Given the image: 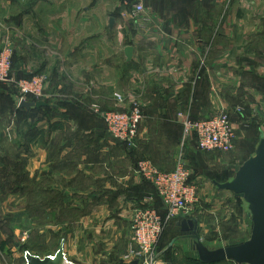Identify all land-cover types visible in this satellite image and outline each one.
<instances>
[{
    "label": "crops",
    "instance_id": "obj_1",
    "mask_svg": "<svg viewBox=\"0 0 264 264\" xmlns=\"http://www.w3.org/2000/svg\"><path fill=\"white\" fill-rule=\"evenodd\" d=\"M138 1L144 6L138 16L123 15L127 0H18L8 7L14 68L21 76L44 74L48 101L0 112V134L7 129L9 141L24 150L26 168L37 166L39 176L54 168L53 181L80 216L56 249L31 254L52 255L62 243L72 264H137L123 260L132 244V210L161 202L136 172L138 158L150 156L161 167L183 136L180 114L196 120L230 110L236 88L252 86L247 74L264 71V0ZM133 95L143 118L127 145L91 108H128ZM13 245L15 252L0 239V257L21 253L23 264ZM169 262L168 254L158 256L159 264Z\"/></svg>",
    "mask_w": 264,
    "mask_h": 264
},
{
    "label": "rangeland",
    "instance_id": "obj_2",
    "mask_svg": "<svg viewBox=\"0 0 264 264\" xmlns=\"http://www.w3.org/2000/svg\"><path fill=\"white\" fill-rule=\"evenodd\" d=\"M13 1L18 0H0V51L8 40L12 48V71L14 73L12 80L0 81V112L9 110V107L17 111L24 109L18 107L20 101L16 85V79L24 76L19 75L14 68V47L10 32L6 27L9 22L8 7ZM131 4L132 0H129L123 15H130ZM248 75L249 73L248 78L244 77L250 80L252 86H238L236 100L231 103L230 110L220 111L231 114L234 118L231 120L229 115L234 132L233 147L230 151H199L194 145V139L184 137L183 134V136L180 135V144L175 147L171 160L168 156V159H160L163 163L161 167L154 165L164 172L174 170L178 164L185 166L190 172V182L195 185L198 195L193 211L187 216H178L168 222L159 238L156 248L157 256L168 254L169 264H201L194 258L195 254L189 238L178 239L170 248L165 249L175 236L181 234L175 222L182 217L197 220L200 238L210 248L238 243L249 236L250 226L245 227L247 219L243 220V217L245 215L248 217V214L242 208L241 202L234 198L230 191L218 190L212 182L213 179L224 181L231 177L239 165L253 154L260 130L264 132V71H254ZM250 77L253 79L251 80ZM45 84L46 79L44 90ZM45 94V100L39 101H46V99L48 101L46 91ZM91 109L96 111V115H100L119 108L102 109L98 104H93ZM7 119L9 116L2 119L4 124L7 123ZM4 124L2 123L3 126ZM236 128L239 129L238 136L235 132ZM4 133L7 137L0 134V239L8 241L11 250L14 249L12 252L16 251L13 243H17L18 252L22 251V260L25 264L24 253L27 250L42 254L56 249L57 243L68 230L69 224L78 220L80 216L70 212L69 200L63 198L60 192L61 183L53 181L54 168H51L49 174L45 173V176H39L37 166L26 168L25 160L20 156L24 150L13 141H9L12 138L7 129ZM149 155L155 156V152H149ZM143 157L142 159L154 163L150 156ZM138 159L142 160L141 157ZM142 179L154 187L145 178L142 177ZM154 189L155 195H158L161 202L156 199L154 203H150L148 200L137 207L152 206L159 211L162 210L164 207L162 199L155 187ZM131 217L132 213L130 222ZM249 224L251 225L250 222ZM130 240L132 243V232ZM7 254V256L0 257L6 264H17L21 259L19 257L21 253L18 257H14L13 253ZM216 264L235 263L224 261Z\"/></svg>",
    "mask_w": 264,
    "mask_h": 264
},
{
    "label": "built area",
    "instance_id": "obj_3",
    "mask_svg": "<svg viewBox=\"0 0 264 264\" xmlns=\"http://www.w3.org/2000/svg\"><path fill=\"white\" fill-rule=\"evenodd\" d=\"M143 12V4L132 0L130 15L138 16ZM12 74V48L7 40L0 51V81L12 80ZM45 79L46 76L42 73L16 79L19 101L45 100ZM116 100L123 103L124 97L118 94ZM100 116L105 120L113 139L132 145L143 118L137 95L132 96L128 108L104 112ZM180 116L184 137L193 138L200 151L228 152L232 149L234 132L228 113L219 112L196 120ZM136 172L154 185L162 199L164 210L161 213L152 206H140L133 210L130 222L132 244L123 258L137 261L138 264H159L156 248L165 225L174 218L187 216L193 211L198 200L197 189L190 182L189 170L181 164L170 172H164L149 160L142 159L136 164Z\"/></svg>",
    "mask_w": 264,
    "mask_h": 264
},
{
    "label": "water",
    "instance_id": "obj_4",
    "mask_svg": "<svg viewBox=\"0 0 264 264\" xmlns=\"http://www.w3.org/2000/svg\"><path fill=\"white\" fill-rule=\"evenodd\" d=\"M129 1V0H128ZM114 18L109 24L112 27ZM126 60H131L133 47L124 48ZM47 106L45 101L20 100L18 107L27 111ZM218 190H228L238 199L248 214L251 227L249 236L241 242L210 248L200 238L198 222L193 218H182L175 222L180 235L175 236L165 249L174 241L189 238L194 258L201 264H216L232 261L235 264H264V132L260 130L253 154L239 165L234 174L225 181L212 180ZM25 264H70L60 243L52 255L40 257L28 251L24 253ZM134 263H137L136 261Z\"/></svg>",
    "mask_w": 264,
    "mask_h": 264
},
{
    "label": "trees",
    "instance_id": "obj_5",
    "mask_svg": "<svg viewBox=\"0 0 264 264\" xmlns=\"http://www.w3.org/2000/svg\"><path fill=\"white\" fill-rule=\"evenodd\" d=\"M161 213H162V211H161ZM196 260V259H195ZM198 262V261H197Z\"/></svg>",
    "mask_w": 264,
    "mask_h": 264
}]
</instances>
